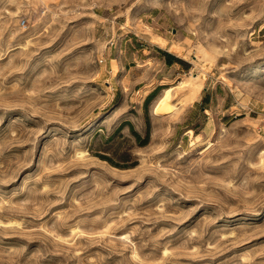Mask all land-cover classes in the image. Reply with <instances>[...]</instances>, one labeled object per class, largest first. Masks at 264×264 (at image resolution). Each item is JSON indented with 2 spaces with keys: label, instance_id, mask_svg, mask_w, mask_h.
Masks as SVG:
<instances>
[{
  "label": "rangeland",
  "instance_id": "1",
  "mask_svg": "<svg viewBox=\"0 0 264 264\" xmlns=\"http://www.w3.org/2000/svg\"><path fill=\"white\" fill-rule=\"evenodd\" d=\"M0 264H264V0H0Z\"/></svg>",
  "mask_w": 264,
  "mask_h": 264
},
{
  "label": "crops",
  "instance_id": "2",
  "mask_svg": "<svg viewBox=\"0 0 264 264\" xmlns=\"http://www.w3.org/2000/svg\"><path fill=\"white\" fill-rule=\"evenodd\" d=\"M169 50V49H168ZM166 52L168 51H165L164 52V59H165V62L168 64V65H176L178 68L181 67L182 69H187L189 67V62L186 61L185 59L181 58V57H178L177 55L171 53V52H168L170 54H165Z\"/></svg>",
  "mask_w": 264,
  "mask_h": 264
},
{
  "label": "bare ground",
  "instance_id": "3",
  "mask_svg": "<svg viewBox=\"0 0 264 264\" xmlns=\"http://www.w3.org/2000/svg\"><path fill=\"white\" fill-rule=\"evenodd\" d=\"M157 41H158V43H159L160 45L163 44V40H162L161 38H158ZM173 50H174V49H173ZM170 89H171V88L166 89L165 92H166V91L169 92ZM167 92H166V93H167ZM163 97H165V96H163ZM163 97H162V98H163ZM96 123H97V122L95 121V123H93V125H96ZM94 127H95V126H94Z\"/></svg>",
  "mask_w": 264,
  "mask_h": 264
},
{
  "label": "trees",
  "instance_id": "4",
  "mask_svg": "<svg viewBox=\"0 0 264 264\" xmlns=\"http://www.w3.org/2000/svg\"><path fill=\"white\" fill-rule=\"evenodd\" d=\"M165 54L167 55V54H170V53L166 52Z\"/></svg>",
  "mask_w": 264,
  "mask_h": 264
}]
</instances>
